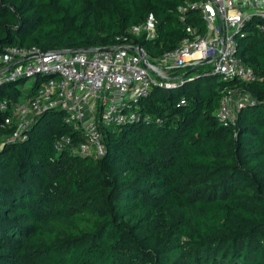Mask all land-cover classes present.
I'll use <instances>...</instances> for the list:
<instances>
[{
  "label": "trees",
  "instance_id": "1",
  "mask_svg": "<svg viewBox=\"0 0 264 264\" xmlns=\"http://www.w3.org/2000/svg\"><path fill=\"white\" fill-rule=\"evenodd\" d=\"M200 0H0V54L107 48L143 23L151 58L174 50L186 28L203 35ZM264 20L235 34V56L255 81L226 79L207 67L176 71L174 87L155 86L140 119L102 132L105 155L56 152L79 132L63 111L47 110L24 141L5 142L10 111H0V264H264ZM24 80L0 86L16 103ZM248 96L224 126L222 98ZM237 92V94H238ZM147 118V119H145Z\"/></svg>",
  "mask_w": 264,
  "mask_h": 264
},
{
  "label": "built area",
  "instance_id": "2",
  "mask_svg": "<svg viewBox=\"0 0 264 264\" xmlns=\"http://www.w3.org/2000/svg\"><path fill=\"white\" fill-rule=\"evenodd\" d=\"M199 11L205 32L186 28V37L177 48L159 58H151L134 40L157 39V21L149 15L131 27L107 48L42 51L37 47H9L0 54V86L24 80L32 97L16 103L0 101V111H10L4 125L12 132L5 142L24 141L34 120L47 110L63 111L65 123L79 132L82 141L74 144L61 137L54 150L102 158V132L140 119L138 106L155 86L174 87L181 82L176 71L207 67L222 80L255 81L253 71L235 56L234 36L252 18L264 20V0H200L179 8ZM264 31V25H259ZM242 96V97H241ZM226 94L216 113L224 125H234L237 112L250 101ZM147 119V118H145ZM3 143L0 144V149Z\"/></svg>",
  "mask_w": 264,
  "mask_h": 264
},
{
  "label": "rangeland",
  "instance_id": "3",
  "mask_svg": "<svg viewBox=\"0 0 264 264\" xmlns=\"http://www.w3.org/2000/svg\"><path fill=\"white\" fill-rule=\"evenodd\" d=\"M29 92H30V89H29L28 87H27V88L25 87V88L22 90V93H23L24 96L27 95ZM237 92H238V91H234L233 94L235 95L236 98L239 99V98L242 97V96H241L242 93H239V92H238V94H237ZM240 96H241V97H240Z\"/></svg>",
  "mask_w": 264,
  "mask_h": 264
}]
</instances>
